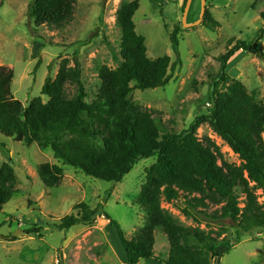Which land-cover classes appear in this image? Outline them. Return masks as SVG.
Wrapping results in <instances>:
<instances>
[{
  "label": "trees",
  "instance_id": "trees-1",
  "mask_svg": "<svg viewBox=\"0 0 264 264\" xmlns=\"http://www.w3.org/2000/svg\"><path fill=\"white\" fill-rule=\"evenodd\" d=\"M259 1L254 0L251 7ZM75 5V0H31L27 16L35 28L62 26L71 21ZM138 8L137 1L125 2L116 12L122 62L114 70L105 66L98 70L100 85L91 102L86 101L76 57L73 65L62 60L55 78L45 79L41 97L25 106L12 96L13 71L0 67V134L52 152L57 164L42 163L36 168L46 188L60 183L64 165L116 184L140 160L154 158L135 199L145 213V224L133 237H125L119 224L103 213L101 204L94 209L85 203L75 205L76 214L63 217L54 228L67 231L77 225L91 226L104 217L114 229L127 264L148 259L161 264H212L210 255L212 259L221 257L218 248L228 253L244 235L254 230L264 233V200L260 202L256 194L260 190L264 196V105L256 103L246 87L226 73L228 63L240 52L264 62V54L256 47L263 38L264 12L256 39L248 43L229 40L225 52L217 57L219 69L209 84L207 113L196 116L176 134L162 132L158 120L130 99L133 90L165 87L172 68L168 56L148 58L145 40L136 33L133 22ZM202 24L210 31L219 29L207 10ZM179 33L176 26L170 35L175 53ZM205 124L237 155L238 166L224 161L208 137L197 138V130ZM16 186L13 167L2 164L0 210L13 198ZM110 194L107 191L106 197ZM162 201L180 202L182 214L204 224L206 230L181 226L162 209ZM157 229L169 245L165 259L154 256ZM27 232L38 233L36 229ZM4 239L15 240L13 236Z\"/></svg>",
  "mask_w": 264,
  "mask_h": 264
},
{
  "label": "rangeland",
  "instance_id": "rangeland-1",
  "mask_svg": "<svg viewBox=\"0 0 264 264\" xmlns=\"http://www.w3.org/2000/svg\"><path fill=\"white\" fill-rule=\"evenodd\" d=\"M30 1L0 0V67L13 71L14 99L25 106L41 97L45 79L55 78L62 60L68 59L73 65L76 57L86 101L94 100L100 85L98 70L103 66L114 70L122 62L116 12L123 3L137 1L139 8L133 22L136 33L145 40L148 58L168 56L172 68L165 87L133 90L130 99L158 120L162 132L176 134L196 116L207 113L209 84L219 69L217 57L225 52L229 40L248 43L256 39L262 27L260 14L264 12V0L254 8V0H205L206 10L219 24V29L210 31L203 26V20L197 26L183 25L184 0H75L69 23L35 28L27 16ZM201 6L202 0L191 1L186 25L200 19ZM176 26L180 33L175 53L170 35ZM256 47L264 54V36ZM226 73L240 81L256 103L264 105V62L260 57L240 52L228 63ZM42 100L45 101L43 97ZM196 136L214 142L227 163L240 164L237 155L207 124L199 127ZM262 138L264 141V134ZM154 162V158L140 160L116 184L88 177L59 163L62 180L57 186L46 188L36 168L42 163L57 164L52 152L0 134V166L10 164L17 178V192L0 210V264H127L114 229L104 217H98L91 226L77 225L67 231L54 226L63 217L76 214L72 208L79 203L92 209L101 204L103 213L117 222L130 239L145 224V213L135 199L145 182L146 169ZM256 194L260 202L264 200L260 190ZM161 207L181 226L206 230L204 224L182 214L180 202L162 201ZM29 229L38 233L28 234ZM8 236L15 240L4 239ZM154 237V256L165 259L168 242L158 229ZM217 252L221 257L213 259L212 264H264V233L254 230L230 252L225 253L224 248ZM138 264L161 263L148 259Z\"/></svg>",
  "mask_w": 264,
  "mask_h": 264
},
{
  "label": "water",
  "instance_id": "water-1",
  "mask_svg": "<svg viewBox=\"0 0 264 264\" xmlns=\"http://www.w3.org/2000/svg\"><path fill=\"white\" fill-rule=\"evenodd\" d=\"M191 1L192 0H187L186 5H185V8H184V11H183V18H182L183 25L188 26V27L197 26L198 24H200L201 21L204 18L205 11H206L205 0H202V6H201V12H200V19L197 22H195L193 25H186L185 24V19H186L187 12H188V9L190 7ZM16 234H17V232H16ZM212 260H213L212 259V255H210V263H212Z\"/></svg>",
  "mask_w": 264,
  "mask_h": 264
},
{
  "label": "built area",
  "instance_id": "built-area-1",
  "mask_svg": "<svg viewBox=\"0 0 264 264\" xmlns=\"http://www.w3.org/2000/svg\"><path fill=\"white\" fill-rule=\"evenodd\" d=\"M263 36H264V33H263Z\"/></svg>",
  "mask_w": 264,
  "mask_h": 264
}]
</instances>
